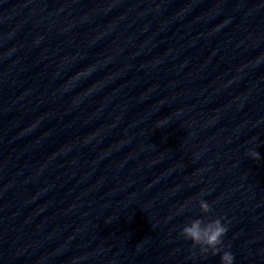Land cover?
I'll use <instances>...</instances> for the list:
<instances>
[{
	"label": "clouds",
	"instance_id": "obj_1",
	"mask_svg": "<svg viewBox=\"0 0 264 264\" xmlns=\"http://www.w3.org/2000/svg\"><path fill=\"white\" fill-rule=\"evenodd\" d=\"M248 155L253 160H259L260 154L256 150H250ZM199 209L204 214L212 212L211 205L201 199L199 201ZM228 232V227L224 222V218H216L205 222L201 218L191 220L185 224L181 229V235L190 240L193 246H199L202 254L220 255V264H234V255L231 251H223L221 254V247L223 245V237Z\"/></svg>",
	"mask_w": 264,
	"mask_h": 264
}]
</instances>
